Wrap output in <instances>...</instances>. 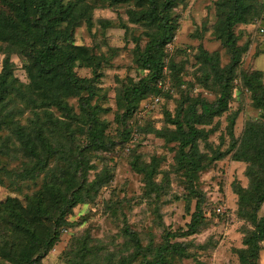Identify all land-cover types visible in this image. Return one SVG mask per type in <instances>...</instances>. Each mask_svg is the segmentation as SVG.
Masks as SVG:
<instances>
[{
	"label": "rangeland",
	"instance_id": "rangeland-1",
	"mask_svg": "<svg viewBox=\"0 0 264 264\" xmlns=\"http://www.w3.org/2000/svg\"><path fill=\"white\" fill-rule=\"evenodd\" d=\"M9 1L0 0L3 16L11 14ZM232 1L170 0L167 17L174 29L158 54L159 77L133 110L123 92L148 76L140 69L141 54L158 28L143 20L142 0L86 5L89 24L80 22L65 44L92 58L89 67L72 69L93 89L87 106H81L85 92L65 98L60 108L23 89L30 100L13 97L8 113L0 115V264L22 250L36 255L28 250L23 222L37 238L51 233L71 190L78 203L65 209L52 247L36 264H141L165 242L179 244L165 264H243L247 239L257 224L264 228V200L254 220L247 201L264 183V142H253V135L264 138V0H244L243 21L230 28L239 62L227 76L224 110L193 125L198 134L181 153L187 159L176 138L186 107L200 100L210 104L219 95L215 72L230 65L223 20ZM155 2L159 7L162 0ZM203 52L213 57L214 69ZM27 54L0 43V70L7 55L22 87L28 84ZM35 126L44 129L41 136ZM16 129L31 140L36 156L12 140ZM88 129L101 146H87ZM216 154L223 157L214 160ZM188 159L203 169L191 170ZM197 194L203 225L190 236L166 239L185 231ZM124 228L135 234L138 251ZM255 264H264V238Z\"/></svg>",
	"mask_w": 264,
	"mask_h": 264
},
{
	"label": "trees",
	"instance_id": "trees-1",
	"mask_svg": "<svg viewBox=\"0 0 264 264\" xmlns=\"http://www.w3.org/2000/svg\"><path fill=\"white\" fill-rule=\"evenodd\" d=\"M97 1L99 0H10L7 3L11 14L3 16L0 12V43L10 46L14 50L18 48L20 54L28 51L26 58L29 63L25 69L28 84L22 87L21 84L16 82L11 73L8 57L4 55L0 70V115L8 113V107L11 106L13 97H19L20 101L24 103L30 100L31 97H28L23 92V89H26L30 95L35 94V96L41 98L44 102L46 101L48 104L60 108H64L62 101L65 98L85 92L87 98L82 100L81 106H87L88 100L94 95L93 89L88 80L76 78L72 73V69L75 65L89 67L92 58L87 56L83 48L72 47L65 44V42L68 41L71 31L80 22L83 21L89 24V18L86 15V5L95 4ZM129 1L131 0H104V3L117 5ZM142 1L146 5L145 11L141 13L143 20L150 25H156L158 32L144 45L141 54L140 69L148 72V76L143 78L135 87L128 88L123 92V98L128 108L132 110L139 99L151 93V86L160 74L158 63L159 51L170 41L174 29L173 23L167 17L170 0H162L159 7H157L155 0ZM136 4L138 5V3ZM244 8V0H233L231 8L223 20V45L230 55V65L221 72H215V79L219 88L218 97L210 104L200 100L188 105L184 111V120L182 122L185 130L182 129V124L176 125V138L179 142L180 154L184 148L191 145V142L197 136L198 132L193 127V125L198 123L197 120L218 115L226 106L227 76L233 72L239 62V51L234 46L230 28L233 24L243 21ZM5 50V47L1 48L3 54L6 53ZM202 55L209 66L214 69L213 57L204 52ZM247 85H249L248 82ZM87 109L89 112V107ZM196 109L200 111L199 116L196 114ZM92 118L93 115L87 113L86 121L90 122ZM34 128L39 135L44 131L42 127L35 126ZM87 132V146L97 148V146L103 144L101 139L95 138L89 129ZM40 136H35V140L43 144L44 142ZM12 140L24 147L30 156H36L33 143L30 142L31 140L23 131L21 132L16 129ZM259 140L264 142L263 137H259L258 134L253 135L254 144ZM46 148H48L47 145ZM181 155L187 159L185 154ZM222 157L223 154H216L213 156V159L219 160ZM187 161L191 170L198 171L203 169L198 160L188 159ZM81 165L80 159H76V170H79L82 167ZM52 188L56 190L57 186L53 184ZM252 190L253 193L248 197L247 201L251 207L252 220H254V215L264 200V183L262 186H255ZM194 197L196 198L194 211L189 216L185 231L178 232L175 235L166 234V239L173 236L178 238L190 236L203 225L201 198L198 194L194 195ZM240 198L244 200L245 195L241 194ZM77 203L78 195L75 191L71 190L60 207L57 218L53 221L52 232L47 233L44 237L37 238L34 235L33 229L30 225L28 226V222H23L25 225L23 229L27 232L26 241L29 245L28 250H35L36 255L33 256L29 252L22 250L18 258L8 260L9 264H36L38 260L43 258L52 247L58 235L57 227L65 213V209L71 208ZM10 208L11 206L7 210ZM4 212L0 205V220H4ZM35 218L33 217L32 220L39 222ZM124 233L129 237L134 250L138 251L139 244L135 234L127 228H124ZM263 238L264 228L259 223L255 226V232L246 241L248 247L239 257L241 263L255 264L257 243ZM178 246L179 244H168V242H165V245L157 252L154 259L149 261L144 260L141 264H165L164 257L178 252Z\"/></svg>",
	"mask_w": 264,
	"mask_h": 264
}]
</instances>
